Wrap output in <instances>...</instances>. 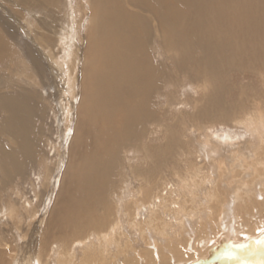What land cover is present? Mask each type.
Here are the masks:
<instances>
[{
	"label": "bare ground",
	"instance_id": "1",
	"mask_svg": "<svg viewBox=\"0 0 264 264\" xmlns=\"http://www.w3.org/2000/svg\"><path fill=\"white\" fill-rule=\"evenodd\" d=\"M92 1L94 5L91 9V18L95 17L96 21L100 18V24L97 28L95 27L97 33L94 32L96 34V36L93 35L95 36L94 42L86 45L88 52L85 57L89 72L84 77L85 91L82 94L83 104L79 112L84 122L87 120V123H83L90 125L91 128L87 126L90 131L87 129L86 135L76 137L72 153L79 162L69 168L70 177L66 178L63 190L57 191L58 193L54 197L56 201H54L58 204L50 212L44 235L40 238L43 249L46 241H52L51 239L58 240L61 247L62 244H65V249L58 248L57 254H53L54 257L49 261L46 260L49 263L45 260L41 261L40 257L37 258V262L38 264H50V260L53 259L51 264L195 263L196 260L204 258L208 250L220 240L231 238L228 224L224 223L228 220L225 215L229 210L225 213L227 204L220 190L219 179L225 175L224 166L226 165L228 168L232 166L224 155H232L234 152H226L225 147H222L223 142L215 140V143L218 144L215 145L217 150L208 152L211 157L209 161L213 166H211V170L206 168L207 171L205 170L202 174L203 166H199L195 162L194 164L190 163L189 168L184 169H189L185 171V173L187 172L185 177H179L181 174L178 176L177 172L172 174L176 178L175 182L179 185V195L176 196V200H173L170 193L165 194L164 188L168 184L163 181L162 177H160L161 181L158 182V186L154 187V190L151 189L153 185L151 182L153 181L156 185L160 176L156 174L158 172L171 174L176 171L173 167L168 166V170L160 167L159 171L151 168L148 171L151 177L150 181L145 177L141 178L140 182H137V185L133 187L132 180L122 178L120 184L125 188L124 193L120 195L125 198L130 197L135 201L134 204L137 202L138 207L146 212L145 215L140 213L144 216L142 219L139 218L141 215L137 216L138 210H135L134 213H125L126 218H122L124 222L128 223L133 233L135 229L138 230L140 241L131 238L132 233L129 234L122 230L118 219L123 215L113 214L112 220L109 219L108 213L100 215L102 209H107L109 203L106 195L110 194L114 187L112 157L119 148L125 149L127 153L131 151L132 142L136 141L137 130L146 118L148 120L151 117L150 111H147L150 108L147 107L152 94L162 86L160 82L163 79L157 75L156 62L157 59L159 62H165L167 55V53L164 54L165 48L174 56L171 55L174 60H178L175 65L178 75H186L193 83L199 79L201 81L202 85L199 88H202L207 96L203 109L196 114L197 118L206 117L207 120H205L208 124L211 123L210 125L229 122L233 127L252 129L251 135L256 139L254 152L262 153L257 158L264 159V140L260 139L264 136L263 108L260 109L256 104L254 110L247 112L241 107L238 109L239 112L237 111L240 113L238 115L221 105L222 95L231 92L221 87L222 80L226 76L244 68L248 62H260L264 66V0ZM129 8L141 10L148 14L149 18H153L156 26L155 34L158 33L155 36L160 40L156 45H152L153 49L149 47L150 45L148 46L147 42L150 30L148 18L146 15L143 16L129 10ZM159 44L161 47L158 46ZM254 64L257 65V63ZM235 79L237 80V78ZM226 83L228 82L226 81ZM162 84H164L163 81ZM192 88L193 93L190 91L191 94H196L194 90L196 87L192 86ZM192 88L190 87V89ZM209 88L211 89L209 90ZM247 88H249L248 84ZM11 95L15 97L18 92L14 91ZM3 103L5 102H0L1 109L7 115L5 114L1 119L3 127L0 131L16 143L25 137L27 130L25 121L23 122L20 115L14 111L17 110L16 107H8ZM195 103L194 101L192 104L195 105ZM80 129L83 130L81 126ZM139 138L138 135L137 140ZM205 139H208L206 141L208 144L214 145L210 142V137ZM21 142L24 144L23 141ZM24 149H27L25 145L19 151L22 152ZM137 150L136 147L132 149L136 155L138 154ZM140 150L144 159L151 160L153 157L156 159V156L148 155L145 145L140 146ZM188 152L190 153V151ZM180 153L182 154L179 155ZM183 153L184 151L180 149L176 153V158L179 156L188 158V155H191L189 153L183 155ZM205 158H207L206 155ZM203 159L202 162H205ZM6 161L5 156H0L2 170ZM202 162L199 164L203 165ZM242 168L245 169V167L238 170L233 168L230 173L232 182L226 184L224 188L227 195L232 194L230 202L233 205H231L233 213L231 214L234 218L232 221H235L232 239H241V241L235 242L255 238L264 231V160L251 167L252 176L248 175L250 178L244 176L242 178L244 180L239 181L241 183H235L233 192V189L230 190V186L239 179ZM208 179L212 180V183H205ZM252 184L261 187L262 200L256 198L251 187ZM150 191H154V193L152 196L150 193L147 198L146 195ZM168 197L174 201L172 205L174 208H178L179 214H184L182 222L178 225V234H176L175 228L168 223V219L162 214L152 212H161L157 208L162 210L160 205ZM18 211H14V208L10 206L5 213L12 219L15 216L14 213ZM20 213L21 211L19 215ZM81 228L83 229L80 230ZM147 229L153 234V244L148 241ZM74 230H79L81 233L72 234L71 232ZM72 244H74L73 247H71ZM152 246H154L153 250L150 248ZM28 263L31 262L28 260Z\"/></svg>",
	"mask_w": 264,
	"mask_h": 264
},
{
	"label": "rangeland",
	"instance_id": "2",
	"mask_svg": "<svg viewBox=\"0 0 264 264\" xmlns=\"http://www.w3.org/2000/svg\"><path fill=\"white\" fill-rule=\"evenodd\" d=\"M100 2H103V0ZM93 5L92 0H0V102H5L3 104L8 107H16L17 110H13L20 115L19 117L23 122L25 121V128H27L25 137L16 143L0 131L2 133H0V156H5V160H7V164L5 163V166H3L5 170L4 168L2 170V167L0 168V264H38V257L41 258V261L45 260L47 262L46 260L49 261L53 258L52 255H56L58 248L61 247L58 240L51 239L52 241H46L43 249L41 246L42 239L40 238L44 235L50 212L58 204V202H55L54 197L60 190H63L66 178L70 177L69 168L79 162L78 158L72 153L76 144V137L86 135V132L91 128L90 125L84 124L87 123V120L84 122L79 112L83 104L82 94L85 91L84 77L89 72L85 57L88 52L86 51V45L94 42L93 38L97 33L96 28L100 24V18L98 21L95 17L91 18ZM130 9L140 15H146L148 18L150 30L147 42L148 46L150 45L149 47L152 48L153 44L156 45L157 41H160L155 36L158 33L155 34L156 26L153 18H149V15L141 10ZM94 34L95 36H93ZM158 46L161 47L160 44ZM166 53L164 63L159 62L158 59L156 62L157 75L159 78L162 77L161 80L164 82L162 84L161 81L160 85L164 87L160 86L159 90L161 91L158 90L153 93L154 95L152 94L147 107L150 108L147 111H150L151 117L143 121L144 125L138 127L140 130L137 128L136 141L132 140L133 144L130 141V144L133 145L132 149H135V147L138 149V154L136 155L132 149L129 153L123 149L125 153L119 148L115 153L116 159L115 155L112 157L114 162L112 169L114 187L113 191L110 192L112 195L109 193L106 195L109 204L107 203L106 210L105 208L101 210L100 215L108 213L111 220L114 218L113 214L123 215L118 219L122 230L129 234L132 233L131 238L140 241L138 230L135 229L133 233L128 223L124 222L122 218H126L125 213H134L135 210H138V217L141 214L145 215L146 212L138 207L137 202L134 204L135 201L130 197L125 198L120 195L124 193L125 188L120 184L122 178L132 180L133 187L137 185V182H140L139 179L141 178L144 179L145 177L150 181L151 177L148 171L151 168L159 171L160 167L167 170L169 167H173L176 171L171 170L173 171L171 174L158 172L156 175L160 176L156 181L157 184L154 185L152 181L151 189L154 190V187L158 186L161 181L160 177H162L164 178L163 181L168 184L164 188L165 194L170 193L173 200H176V196L179 195V185L175 182L176 178L172 174L177 172L178 176L181 174L179 177H185L187 175L185 171L189 169H184L189 168L190 163L194 164L195 162L199 166H203L202 174L207 169L211 170L212 162L209 161L211 157L208 152H215L217 150L215 145H218L215 142L222 141L223 146H221L225 147L226 152H234L232 155H224L232 166L228 168L225 165V175L219 179L220 190L227 204L225 213L229 210L225 215L228 220L224 223L228 224L229 236L232 239L235 224V221H232L234 218L231 214L233 213L231 210L232 202H230L232 194L227 195L224 188L226 184L232 182L230 173H232L233 168L238 170L245 167V169H241L239 179L235 180L230 186V190L233 189V192L235 183H241L239 181L244 180L242 179L244 176L245 178L248 175L252 176L251 167L264 160L257 158L262 153L254 152L256 139L251 135L252 129L233 127L229 122L210 125L211 123L208 124L206 117L197 118L196 114L203 109L204 100L207 96L203 89L199 88L202 85L201 81L199 79L193 83L189 81L186 75H178V71L175 69L178 60H174L172 58L174 56L164 48V54ZM250 63H246L245 67H242L239 71L233 72L232 76H226L222 80L224 84L221 83V87L225 90L228 89L229 92L231 91L229 94L227 92V95H222L221 105L238 115L240 114L238 113L239 108L243 107L248 112L254 110L256 104L264 111V66L260 62H252L249 66ZM254 63H257V65ZM159 72L163 74L160 75ZM250 76H253V78ZM189 84L191 85L189 86ZM247 84L249 88H247ZM192 86L196 87L194 89L196 94L193 95L191 94V92L193 93ZM14 91L18 92L15 97L11 95ZM207 92L209 93V91ZM229 98L230 100H228ZM194 101L196 102L195 105L192 104ZM1 108L0 105V130L3 127L1 119L6 114ZM206 125L208 126L205 127ZM80 126L83 130L80 129ZM138 135L140 138L137 140ZM206 137L211 138L210 142L214 144L213 146L206 142L208 140L205 139ZM218 138L222 139L219 140ZM260 139L264 140V136ZM24 145L27 149L22 150L24 152L22 153L19 149H23ZM143 145L146 146L148 155L156 156L157 160L154 157L153 159L150 157L152 161L144 159L140 150V146ZM180 149L184 151L183 155L185 153L187 155L190 151L189 159L182 156L176 158V153ZM202 159L205 162H202ZM199 162H202L203 165ZM134 172L136 173L134 174ZM249 176L248 178H250ZM126 180L125 182H127ZM209 182L212 183V180L208 179L205 183ZM251 187L256 198L262 200L261 187L253 184ZM150 193L152 196L154 191H150L146 197ZM173 200H170V197L166 198V201L160 205L163 208H161L162 210H159L158 206L156 207L161 212H152L162 214L168 219V223L175 228L176 234H178V225L182 222L184 214H179L178 208L173 207ZM10 206L14 208V211L19 210L14 213L15 216L12 219L6 214ZM143 215L139 218L142 219ZM207 225L209 226L208 222ZM146 232V235H149V243L153 244V234L148 229ZM71 233L81 232L74 230ZM232 240L233 242L241 241L239 238ZM64 245L62 244L61 249H65ZM153 247L150 248L153 250ZM55 249L57 251H54ZM27 259L31 263H28ZM52 261L50 260V264ZM192 263L190 262V264Z\"/></svg>",
	"mask_w": 264,
	"mask_h": 264
},
{
	"label": "water",
	"instance_id": "3",
	"mask_svg": "<svg viewBox=\"0 0 264 264\" xmlns=\"http://www.w3.org/2000/svg\"><path fill=\"white\" fill-rule=\"evenodd\" d=\"M193 264H264V231L243 242L220 240Z\"/></svg>",
	"mask_w": 264,
	"mask_h": 264
}]
</instances>
